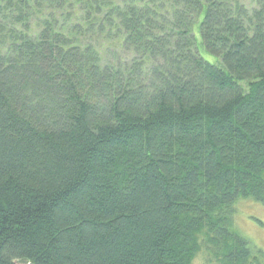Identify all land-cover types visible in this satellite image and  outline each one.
Instances as JSON below:
<instances>
[{
    "label": "trees",
    "instance_id": "1",
    "mask_svg": "<svg viewBox=\"0 0 264 264\" xmlns=\"http://www.w3.org/2000/svg\"><path fill=\"white\" fill-rule=\"evenodd\" d=\"M246 201L264 0H0V264H264Z\"/></svg>",
    "mask_w": 264,
    "mask_h": 264
},
{
    "label": "rangeland",
    "instance_id": "2",
    "mask_svg": "<svg viewBox=\"0 0 264 264\" xmlns=\"http://www.w3.org/2000/svg\"><path fill=\"white\" fill-rule=\"evenodd\" d=\"M248 2V0H247ZM198 42H201V37L196 30ZM205 58L210 61H214L215 58L209 55L206 51L202 50ZM249 204H245L241 211L235 216V227L254 245L261 248L263 256L261 260L264 262V206L253 201H246ZM206 253L203 251L198 255L195 260V264H204ZM260 261V260H259ZM23 264V263H20Z\"/></svg>",
    "mask_w": 264,
    "mask_h": 264
}]
</instances>
